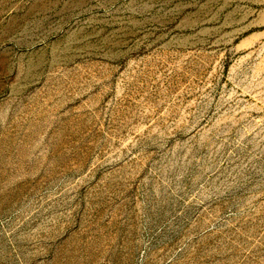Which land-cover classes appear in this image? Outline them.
<instances>
[{"label":"rangeland","instance_id":"374dc122","mask_svg":"<svg viewBox=\"0 0 264 264\" xmlns=\"http://www.w3.org/2000/svg\"><path fill=\"white\" fill-rule=\"evenodd\" d=\"M0 264H264V0H0Z\"/></svg>","mask_w":264,"mask_h":264}]
</instances>
